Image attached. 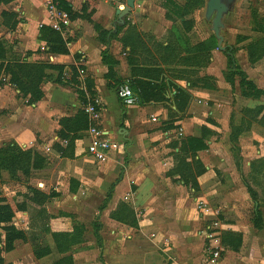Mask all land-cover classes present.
Returning <instances> with one entry per match:
<instances>
[{
	"label": "crops",
	"instance_id": "obj_1",
	"mask_svg": "<svg viewBox=\"0 0 264 264\" xmlns=\"http://www.w3.org/2000/svg\"><path fill=\"white\" fill-rule=\"evenodd\" d=\"M46 1L43 0L38 4L35 0H14L9 4L10 6L6 7V10L15 13L20 20L17 28L18 35H15L16 38L13 37L17 44L16 51L25 55L27 52H32V55L27 58L28 62H40L46 60V56L50 57L53 65L64 68L63 84H57L54 81L59 72H51V79L53 80L47 81L43 85L44 98L32 107L22 104L17 97V91L11 86L5 85L2 88L0 86V142L16 139L14 129L17 128L18 131L21 129L29 130L30 135L27 142H31L30 145H33L37 135L33 133L32 129H37L42 131L41 139H48V142L44 144L46 150L56 153V150L59 151L58 149L65 144L58 134L61 127L59 121L63 118L75 117L84 106L82 96L73 87L80 88L88 95L93 92L95 99L100 101L101 119L98 125L109 139L120 145V151H111L107 163L95 164L96 160L87 152L90 142L88 132L87 130L81 131L74 149L75 159L67 160L66 170H54L50 177H45L48 178V184L52 186L47 191L50 193L46 191L45 193L51 194L56 200H65L70 196L86 200L89 198V194L99 192L102 182L108 184L107 195L112 188V196L103 208V214L106 218L103 219L102 224L106 223L107 226L101 227L102 233L99 232L100 236L105 237V240L101 238L100 241V243L103 241L104 244L102 243L99 248L94 245L87 251L82 250L83 245L81 244L74 246L69 253L73 256L74 264H159L158 259H156V252L146 245L144 237L149 226L147 221L140 220L138 210L133 207L138 220L136 227L117 221L111 215L116 213L122 204L131 206L130 203H126L129 200L144 210L148 207L147 201L154 198L156 184L163 181L167 185L160 190L163 197H165V192L173 190L172 185L174 183L189 188L184 185L183 181L179 180L178 175H170L171 171L179 166L176 156L182 147L181 139H203L208 146V149L196 152V159L205 169L202 174L197 176L200 190L196 193L193 189H189L196 195L205 191H212L218 171L214 167L221 161L215 150L223 145L226 146V143H230L233 153L232 126L242 124L245 117L244 109L264 106V96L259 99L244 97L241 93L239 78H236L234 86L226 80V73L228 72V60L224 54L226 48L224 50L219 49V40L214 32L211 35L200 34L208 29V26L203 22L204 11L195 10L194 19L189 15L184 18L179 16V10L186 4V0H172L173 3H167L166 7L163 5L165 0H136L134 8L128 17L124 18L125 24L117 25V27L118 16L116 11L123 9L126 6L124 3L113 6L111 0L92 2L62 0L71 7L73 15L70 27L65 33L59 32L62 37H68V53L55 55L48 54L49 47L45 41L41 40L40 35L39 28L42 26L52 28L46 9ZM84 4L85 9L83 10ZM74 14L78 16L74 18ZM188 20L191 22L186 24ZM194 20L196 25L193 24ZM223 23L225 28V18ZM95 25L109 32L106 42L99 40ZM251 35L255 36L252 37ZM6 36L12 37L11 35ZM222 37L226 41L225 35ZM260 37L262 34L252 31L251 28L250 33L239 35L236 40L237 45L230 48L234 50L237 63L247 74L249 80L264 90V71L261 70L262 65H259L264 57L252 65L249 62L246 49L249 43ZM213 38L217 41V49L214 48L209 51L207 44L210 47L216 44ZM202 44L204 47L198 51L196 47ZM104 50L108 51L114 63L115 74L112 80L106 78L108 67L102 61V51ZM240 56H247L244 66L239 64ZM74 68L79 69L77 72H80L79 84L71 80L75 75ZM128 79H133L135 83L136 81L145 83L146 87L149 88L164 85L165 100L159 102L152 100L143 105L138 102L128 107L123 105L118 99L117 88L119 84ZM199 79L209 80V84L214 86H204ZM110 82L112 87L108 85ZM224 90H228L230 94L234 90H239V93L236 94V100L238 102L241 100L243 103L242 107H238L237 112L236 108L230 107L233 110L230 111L228 117L221 116V112L218 111L222 105L218 104L217 100L221 94L226 95ZM184 92L189 95V101L185 108L180 109L185 101V98L181 97ZM208 100L215 101V107ZM112 108L117 112L114 121L110 119ZM263 114L264 112L262 116ZM154 118L156 121L153 120ZM8 122L12 125L7 126L10 124ZM257 130L264 131V127L255 122L249 130L242 133L237 142L242 158V173L237 168L234 153L233 156L235 168L240 173L243 185L254 202L255 208L259 210L264 226V213L261 212L264 205L259 207L258 202L251 197L243 181V177H245L249 184L257 190L254 187V182H250V176L246 175L241 147V140L246 136H252L254 140L260 142L262 137ZM204 132L205 139L203 138ZM256 133H258L257 136ZM9 134H11L10 137ZM221 135H223L222 139L218 142ZM166 153L172 154L167 158L170 162L164 158ZM192 153L194 152L190 151V154ZM117 156H120L121 160H117ZM123 158L126 160L124 161ZM254 160L256 159H252V161ZM189 161L191 162V159ZM252 161H248L249 173ZM65 172L68 175L65 179L68 183L64 182L66 183L65 186L61 187L60 185L64 184L61 179L65 176ZM259 179L262 180L261 177ZM83 185L88 186V188L84 189ZM42 186L44 185L42 184ZM257 192L258 196H261L260 191L257 190ZM196 212L198 218L204 222L202 234L208 254L204 264H208L210 243L206 237V232L211 224V217L202 215L198 207ZM49 214L52 213L45 209L44 215L48 216ZM15 216L16 223L14 225L24 224L26 229L20 228L22 230L36 231L42 228L43 223L38 213L34 218H31L28 212L16 210ZM17 218L22 221L17 222ZM58 220L61 219H54L49 224L51 230L53 232H69L68 229H63L65 227L55 225L59 222ZM223 224L229 227L225 223ZM232 226L237 229H231L232 231L226 228L220 230L221 260L219 264L222 261V234L232 232L238 235L239 233L236 232H241L238 225ZM246 227L252 228L249 225ZM254 227L257 228L255 225ZM259 230L260 228H257V231ZM246 232L247 234L242 232L241 235L248 245V237L251 235L248 230ZM106 238L111 239L106 240ZM25 243L21 240L16 241L14 250L3 255L6 264H55L63 257L58 256V253L53 250V244H50L52 253L43 258H36L32 249L33 244L27 242L32 244L30 249L29 245ZM159 244H165L166 247H169L164 239H160ZM134 250L139 251L134 252ZM89 252L92 253V261L84 263L81 256ZM173 264L196 263L188 259L185 262L178 261Z\"/></svg>",
	"mask_w": 264,
	"mask_h": 264
},
{
	"label": "rangeland",
	"instance_id": "obj_2",
	"mask_svg": "<svg viewBox=\"0 0 264 264\" xmlns=\"http://www.w3.org/2000/svg\"><path fill=\"white\" fill-rule=\"evenodd\" d=\"M35 1L40 4L43 0ZM86 1L92 2L98 0ZM207 1L208 0H204V4H202L200 8H197L196 11L202 10L205 12ZM121 3H124L125 6L126 0H111V4H113V6H118ZM9 4L10 3L7 2V0H0V35H3L0 36V42L5 45L7 51L6 54L0 53V68L2 67L0 69V84L1 88L5 85L11 86L17 91V97L20 99L21 103L26 105L27 107H32L39 102L34 104L28 102V99H30V97L25 98L23 96V93L18 90L11 82V73H17L20 71L18 67H16L19 59L22 60L25 57L27 59L31 55L26 56L25 54H20L19 56H17V45H14V38H16L15 35H18L17 28L20 20L16 16L14 20L17 21L18 19V22H16L14 28H11L12 20L9 21L8 18L4 19L2 16V12L7 11L6 7L10 6ZM3 7H5V9L2 10ZM84 9L85 4L83 6V10ZM196 11L191 13L189 16L194 19V14ZM76 16L78 15L74 14V18ZM261 16H264V0H235L230 5V10L225 17L226 26L222 30L221 34L225 35L226 37V41H224L223 43V47L226 48L224 51L226 59L228 49L233 45H237V37L239 35L250 33L252 28L251 24L254 21V18ZM126 17H128V15H126ZM7 21H9L8 25L5 24V22ZM203 22L208 26V29L206 32L203 31L200 34H213L212 21H208L204 17ZM193 24L196 25L195 20L193 21ZM39 29L40 35L60 36L56 33L48 31L47 29ZM6 35H11L12 37L8 38ZM251 36L253 37L255 35ZM60 37L63 39V41L68 40V37ZM11 48H14L13 51L11 50ZM48 54H50V52ZM246 59L247 56H240L238 60L239 64L244 66L247 61ZM26 61L28 62V59ZM29 63H42L46 65H52L50 57L48 56H46V60H42L40 62L31 61ZM259 65H262L261 67L263 68L261 70L264 71V60ZM78 70L79 69H76V71ZM79 74L80 72L75 73L73 79H71L74 83H80V80L78 78ZM56 83L60 84L59 82ZM73 88L77 93H79L80 96H82L83 98L86 97L87 100L89 97L93 96L92 94H86L78 87ZM223 92H225L226 95L221 94L220 98H218L217 100L218 104L222 105V108H218V111L221 112V116L228 117L231 110L236 108L237 112L238 107H242L243 103L241 100L240 102L236 100V94L239 93V90H234V92L231 94L228 90H224ZM208 101L212 102L214 104L213 107H215V101ZM84 107L86 106H82L79 111H81ZM230 107H233V109H230ZM116 117L117 112L114 108H112L110 112V119L114 121L116 120ZM11 125V123L7 124V126ZM61 129L62 128L60 127V130ZM14 130L16 133V139H12L9 141L3 140V142H0V147L7 146L9 144H15L21 150H30L32 158L27 160V163L23 165L25 171L17 170L12 173L9 170H4L1 172L0 198H3L4 202L9 204L13 210L15 209L14 212L18 210V205H20L23 208L22 211L28 212L31 218H34L36 213H38L41 209H48L52 213L49 214V216L53 217L50 220V223L54 219H67L63 222H60L61 220H58L59 222L55 223V225L57 227H65L63 229H68L69 232H72L75 226L83 225L85 229V241L81 244L83 245L82 250H90L94 247V245L99 248V246H101V244L103 243V241L102 243H100L101 238L105 240V237L100 236L99 232L101 231L102 233L101 227L107 226L106 223L102 224V221L106 218L103 214V208L107 205L106 195L108 191L106 190V188L108 187V184L102 182L99 192L96 194H89L90 196L86 200L76 199L72 196L65 200H56L51 196V194H47L50 193L47 192L49 191L48 188L52 186L48 184V178L45 177H50L51 173L54 170H66L67 160L72 161L73 159H75L74 149L76 147L77 140H72V133L68 132L66 138V142H70L69 147L65 142L64 146L60 147V149H58L59 151L56 150L55 153L54 151L49 152L44 147V144L48 142V139L40 138V136L42 137V131L32 129L33 133H36L37 138L36 142L33 145H30L31 142H27L30 135L29 130L21 129L20 131H18L19 129L17 128ZM257 132L260 133V136L262 137L260 139V142L254 140L252 136H246L241 140L242 156L244 158L245 171L247 176H249L248 161H252V159H257L258 157L264 155V131L257 130ZM258 133H256V136L258 135ZM10 136L11 134H9V137ZM222 136L223 135H221L218 142L221 141ZM226 144V146L223 145L215 150L217 151L221 161H219L215 165L216 167H214V169H217L218 171L216 172L217 178L213 185L212 191H205L203 193H200L199 195H196L193 194V192L190 191L189 188H186L181 184L174 183L172 185L173 190H168L167 192H165L164 196L166 197L167 195V198H165L160 193V190H162L163 186H167L163 181L156 184L157 186L154 188V198L147 201L148 204L146 205H148V207L144 210H141V206L137 207L136 205H134L133 201L131 200L126 202L131 204L132 209L134 207L138 210L140 220L147 221V225L149 227L144 239H146L147 247L156 252V259H158L159 264H173L178 261L185 262V260L188 259L193 260L196 264L205 263V259L207 258L208 254L204 245V238L202 234L204 229V222L202 219L198 218L196 212L199 201H207L212 208L220 210V220L222 223H225L227 226H229L227 227L229 231L231 229H237L232 225H238L239 231L241 232L236 233L247 234L246 231L248 230L249 234L251 235V237H248V245L243 239L242 246L238 251L235 252L226 248V243L223 242L221 264H264V254L261 255L262 253H264V226L260 228L259 231H257V228H255L253 225V222L259 215V210L255 208L254 202L249 197L246 188L243 185L244 183L241 180L240 173L235 168L234 156L231 152L232 144ZM169 156H172V154H164V158L167 162H170V160L167 159ZM117 160H121V157L117 156ZM125 160L126 159H124V161ZM108 161L103 163L95 161L94 163L104 164ZM66 176L68 177L65 172V176H63L61 179L63 183H68V181L65 180ZM262 181L264 182V180ZM66 183H64L63 185L61 184L60 186L64 187ZM42 184L44 186H42ZM254 187L261 193V196H259V203L264 202V187H260L258 184H254ZM83 188L86 189L88 188V186L83 185ZM33 189H38L44 193L45 191L47 192L45 194L49 197L44 204L36 201L38 197H35L36 195L34 194ZM34 197L35 200L33 199ZM261 212L262 214L264 213V207L262 208ZM15 217L16 216H14V218ZM14 218L13 224L16 223ZM20 220V218H17V222H19ZM97 225H99V231L96 228ZM248 225L252 228L246 227ZM15 227L17 229H26L24 224H19ZM50 230H45L44 228L38 229L36 231L22 230L26 232L27 240L21 241H23L24 243L26 242L25 244H28L31 249L32 244L27 242L32 241L35 232L44 233L43 235L45 236V241L47 242V244H53V250L57 252L54 240L50 234ZM97 232L98 236L96 234ZM154 235L159 238H155ZM107 239L111 238H106V240ZM160 239H164L165 243L167 242L169 244V247H166L165 244H159ZM138 251L139 250H134V252ZM58 256L61 255L58 253ZM81 258L84 263H90L92 261V253H84Z\"/></svg>",
	"mask_w": 264,
	"mask_h": 264
},
{
	"label": "trees",
	"instance_id": "obj_3",
	"mask_svg": "<svg viewBox=\"0 0 264 264\" xmlns=\"http://www.w3.org/2000/svg\"><path fill=\"white\" fill-rule=\"evenodd\" d=\"M14 0H7V2L11 3ZM165 3L163 4L164 7H166L167 3H173L172 0H165ZM204 4V0H186V4L180 8V14L182 18L185 16L190 15L193 13L197 8H200V6ZM62 7L64 10L68 11L70 14V17L72 18V11L71 7L66 4V2H62ZM2 16L4 19L8 18L9 21L12 20L11 28H14L17 21L14 20V18L17 16L15 13H11L8 11L2 12ZM9 21L5 22L6 25H8ZM191 22L190 20L186 21ZM43 29H47L48 31L52 33H56L60 36H62L59 32L55 31L54 29L48 27V26H42ZM95 30L98 33V38L102 42H106L107 37L109 35V32L102 29L100 26L95 25ZM252 31H255L257 33L262 34V37L255 39L253 42L249 43L246 47L248 51V58L250 64L254 65L258 61H260L264 57V16L262 17H256L254 18V21L252 22ZM57 35H41V40L45 41L49 47V52L52 54H67L68 48L67 44L69 41H63V39L60 36ZM215 41V45L213 47H210L207 44V49L210 51L212 49H217V41L215 38H213ZM14 45H17L16 42ZM204 45H198L196 49L199 51L201 48H203ZM14 48H11L13 51ZM6 47L3 43L0 42V53L6 54ZM17 56H19L21 53L17 52ZM32 55V52H27L26 56ZM26 57L24 59H19L16 67L20 70L17 73H11V82L15 87L20 90L23 93V96L25 98L30 97L28 99V102L31 104L40 102L44 98V92L42 90V86L47 81H52L51 79V73L53 71H58V77L54 79V81L59 82L60 84H63L62 76L64 73V68L56 65H46L42 63H29L26 61ZM227 60H228V72L226 73V80L234 86L236 78H239L240 81V88L241 93L244 97L247 98H254L259 99L262 96H264V90L260 89L253 81L249 80L247 74L240 68V66L237 63V60L235 58L234 50L231 48L227 51ZM102 61L103 63L108 67V73L106 74V78L109 80L114 79L113 76L115 74L114 68H113V61L111 60L110 55L108 54V51L104 50L102 51ZM2 68V67H1ZM0 68V69H1ZM7 70V69H6ZM8 71V70H7ZM74 73H77L76 69L74 68ZM74 77V75H73ZM73 79V78H72ZM202 81L204 86L211 87L214 86L212 84H209V80L205 79H199ZM134 93L138 97L140 104H145L150 101H163L165 100V97L163 95V92L165 90L164 85L160 86H154V87H146L145 83H141L139 81H135L133 79H128ZM125 82V81H123ZM122 82V83H123ZM121 83V84H122ZM119 84V85H121ZM109 87H112L113 85L111 82L108 84ZM1 86V84H0ZM181 92V91H179ZM92 97H89L88 100L86 97L83 98V104L87 106L92 100L95 99L93 92ZM182 98H185L184 103L182 106H180V109H183L188 105L189 101V95H187L185 92L182 93ZM244 120L240 126L233 125V131L231 134V141L234 144L233 153L236 160V165L240 173H242V158L240 157V149L237 146V142L239 141L240 136L243 132L250 129V126L253 123H258L262 127H264V114L262 116V113L264 112V106H258L254 109H244ZM260 118V119H259ZM61 125V130L58 132L59 137L66 142L67 134L68 132H71L73 135L72 140H77L80 138L79 133L81 131L88 130L89 128V119L88 115L85 112V107L78 112V114L75 117L70 118H63L59 121ZM65 129V130H64ZM64 130V131H63ZM206 135L205 132L203 134V138L205 139ZM182 147H180V153L177 154L176 159L178 161L176 168H174L170 175L175 176L178 175L180 178V181L184 182V185L189 187L190 189H193L194 192H199V184L197 182V176L202 174L205 169L203 165L200 163L199 160L196 159V152L200 150H206L208 149V146L205 144L203 139H193L188 138L187 139H181ZM188 143V145H187ZM196 143V144H195ZM66 145L69 147L70 142H66ZM186 146V148H185ZM190 151H193L194 153L190 154ZM31 157L30 150H21L18 148L15 144H9L4 147H0V177L1 172L4 170H9L12 173L17 170H23L25 171L23 165L27 163V160H29ZM191 159V162L189 161ZM250 182H254V184H258L261 187H264V157L258 158L251 163V169H250ZM29 173V172H27ZM243 176V175H242ZM262 178L260 180L259 178ZM243 181L245 182L248 192L251 195V197L258 202L259 207H261L264 202L259 203L260 197L258 196L257 190H255L251 184L243 177ZM35 197H38L36 201L44 204L47 201V198L49 197L44 192L33 189ZM111 192L112 188L107 195L106 198V204L111 198ZM1 195V191H0ZM35 197L33 198L35 200ZM18 210H23V208L18 205ZM45 209H41L38 212V215H40L42 228L45 230H50V220L53 217H50L49 215H44ZM15 212L11 208L9 204L4 202L3 198H0V264H6L4 261V256L2 254L8 253L14 250L15 248V242L18 240L26 241V232L17 229L13 224V218ZM111 217L117 221L127 223L131 226H138L137 224V218L136 215L131 208V206L127 204H122L116 213L112 214ZM254 225L257 228H261L263 226V221L261 214L259 213L257 219L254 221ZM97 230H99V225L96 226ZM85 229L83 225H77L74 227L72 232H52L50 230V234L54 240L55 247L57 249V252L63 256L61 259H59L55 264H74L73 256L69 254L73 247L76 245H80L85 241L84 237ZM44 233L35 232L34 237L31 241L33 244V251L36 258H43L45 256H48L52 253V249L45 241ZM98 236V232L96 233ZM236 241V243H235ZM243 236L241 234H233V233H226L224 232L222 234V243H226V246L234 251H238L240 247L242 246ZM69 254V255H68Z\"/></svg>",
	"mask_w": 264,
	"mask_h": 264
},
{
	"label": "built area",
	"instance_id": "obj_4",
	"mask_svg": "<svg viewBox=\"0 0 264 264\" xmlns=\"http://www.w3.org/2000/svg\"><path fill=\"white\" fill-rule=\"evenodd\" d=\"M62 0H47L46 9L49 15L51 27L60 33L71 25V17L68 11L62 7ZM117 96L125 106H132L139 102L129 81L123 82L117 88ZM85 112L89 118V129L87 130L90 142L87 147L88 154L98 162H105L110 158L111 151H120V145L108 138L107 134L100 129L98 123L101 119L100 101L92 100L86 107ZM156 121V118L153 119ZM198 209L204 216L211 217L206 237L210 243L208 264H219L221 260L220 230L228 229L220 220V211L212 208L207 201H199Z\"/></svg>",
	"mask_w": 264,
	"mask_h": 264
},
{
	"label": "water",
	"instance_id": "obj_5",
	"mask_svg": "<svg viewBox=\"0 0 264 264\" xmlns=\"http://www.w3.org/2000/svg\"><path fill=\"white\" fill-rule=\"evenodd\" d=\"M235 0H208L206 4L205 17L208 21H212V30L219 40V49L224 50L222 46L223 37L221 35V30L224 28L223 20L226 14L230 10V5ZM136 0H126V6L123 9L116 11L118 16L117 25H124V18L128 15L135 6Z\"/></svg>",
	"mask_w": 264,
	"mask_h": 264
}]
</instances>
